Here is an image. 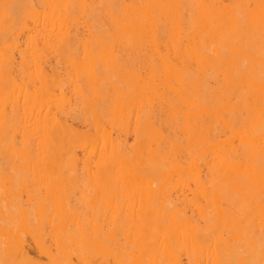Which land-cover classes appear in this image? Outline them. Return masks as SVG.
Masks as SVG:
<instances>
[{
	"label": "rangeland",
	"instance_id": "obj_1",
	"mask_svg": "<svg viewBox=\"0 0 264 264\" xmlns=\"http://www.w3.org/2000/svg\"><path fill=\"white\" fill-rule=\"evenodd\" d=\"M57 1L24 0L8 9L11 15L0 13V32H9L0 37V201H53L50 209H57L71 200L77 211L82 212L76 220L86 228L95 217L92 213L95 207L100 212L109 209V217L114 219L126 212L124 208L127 211L138 209L140 199L150 203L158 201L164 207L174 201L178 214L189 217L194 224L210 232L206 235L210 237L209 245L206 236L192 237L190 250L212 252L223 246L220 238L223 235L224 242L234 245L237 254L241 255H236L237 264H249V261L264 264V213L251 198L247 172L239 171L236 176L230 174L213 192L203 187L205 178L202 177L209 176L207 170L204 172V163L218 159L222 152L239 145L234 130L241 128L243 123L237 121L229 125L220 116L205 119L199 113H191L181 95L168 89H165L167 93L163 92L159 83L158 70L164 64L163 58H168L167 62L182 71L200 72V63L189 61L188 52H198L204 37L199 25L204 0ZM237 1L224 0L228 5ZM161 2L168 3L169 14H164ZM134 8L141 12L139 22L127 20L133 16ZM157 18L159 22H156ZM44 21L45 27L41 26ZM9 56L16 59L17 70L13 74L2 70L11 61ZM176 81L180 82L179 79ZM176 81L174 85L177 86ZM168 100L171 102L165 103ZM23 105L29 108L26 115L10 123L1 122L2 115L12 107ZM149 116H152L151 121ZM60 126H64V130L61 131ZM42 127L52 138V143H60L56 145L63 151L62 156L50 155L56 151L39 152L41 156L35 152V157L18 152L21 135L29 134V131L30 134H41ZM138 127L141 130L139 137ZM207 131L214 132L216 140L209 141ZM122 146L128 157L120 163L115 161L108 174L98 173L97 168H106L107 158L115 159L120 151H124ZM156 152L165 153L166 158H157V164L149 167ZM72 153L77 154L78 162L74 163ZM91 157L96 158L92 165L89 163ZM98 162L100 165L96 166ZM140 163L145 165L143 169L156 172L148 171L142 176L134 174L133 171L141 168ZM56 184L61 189L55 190L53 198L40 196L42 193L45 196L46 190ZM120 184L129 186L131 193L139 190L138 195L144 194L145 199L144 195L139 198L128 190L129 193L108 195L107 205L99 203L101 201L95 195H102V186ZM151 186H155L158 193L154 199L148 195ZM259 195L264 205V188L259 190ZM221 207L230 211L232 220L219 215L218 208ZM50 209L49 214H43L33 222L38 224V229L31 233L25 230L0 232V264H27L21 254L27 244L34 246L30 250L31 256L47 261L40 256L36 246L52 244L54 251V241L61 237L57 223L50 219ZM100 218L101 224L99 221L97 224L106 225V220ZM161 223L156 238L147 240L148 252L138 264H157L159 255L160 264H166L171 230L166 220ZM211 224L212 230L209 229ZM251 227H254L252 231ZM116 229L120 230L118 226ZM116 229L108 237L104 249L82 248L65 264H118L121 258L119 244L126 241L123 231ZM127 245L134 249L133 244ZM158 251L164 253L158 255ZM184 255V264L196 262L192 260L194 255Z\"/></svg>",
	"mask_w": 264,
	"mask_h": 264
},
{
	"label": "bare ground",
	"instance_id": "obj_2",
	"mask_svg": "<svg viewBox=\"0 0 264 264\" xmlns=\"http://www.w3.org/2000/svg\"><path fill=\"white\" fill-rule=\"evenodd\" d=\"M22 1L24 0H0V13L3 11L4 13L7 12V15H11L8 9L11 6H17L21 4ZM49 4H47V6ZM140 4H143V1ZM162 8L164 14L170 13L168 3H162ZM15 15H17V13ZM140 19L141 12L139 8H134L133 16H130L127 20L139 22ZM159 21L160 19L157 18L156 22ZM44 24H46V22L41 26ZM199 25L203 30L204 37L198 52L194 53V50H190L191 52H188V54H190L188 55V60L199 62L201 66L200 72H192L188 69L182 71L177 65L167 62L168 58H163L164 64H162V68L160 67L161 69L158 70L161 77L159 83L164 88V90H161L164 92L165 89H168L169 91L171 90L174 93L181 95L182 101L187 104L188 107H190L191 113H199L205 119L220 116L221 120L229 125H232L237 121L243 123L241 128L234 130L236 132L237 138L240 140V146H234L233 148L231 147L229 151L222 152L218 159L216 158L217 160H214V155H212L213 160L210 159V161H206L204 163V172L207 170L209 176L205 175V177H202L205 178V184L203 185L202 183V185L207 191L213 192V189L218 187L217 184L227 180L230 177V174L236 176V173L239 171H241V173L242 171H246L249 176L248 180H250L249 191L251 192V198L255 204L260 206V209H262L261 211L264 213L263 200L259 195V190H263L264 188V0H238L237 3L233 5L225 4L224 0H204L203 14ZM8 33L9 32L7 31H3L2 33L0 32V37L3 38L7 36ZM193 42H195V40ZM9 59L11 61L4 65L2 70L5 73L13 74L15 70H17L16 59L14 56H9ZM22 64L25 65L24 61ZM34 65L36 64L34 63ZM177 79H179L180 82L176 81ZM175 81L178 82L175 83L177 86L174 85ZM212 83H214V85ZM14 85L21 87L16 83H14ZM170 102L171 100L165 101V103ZM160 105L162 106V104ZM28 109L29 108H26L25 106H21V108L18 106L12 107L9 112L2 115L1 122L10 123L13 121V119H17L26 115L28 113ZM151 118L152 116H149L150 121ZM60 129L61 131L64 130V126H60ZM139 129L140 128L138 127V130L136 131L138 137L141 133V130ZM40 130H42L43 133L41 132V134H39V132H36L35 134H30L29 131V134L21 135V140H18L21 141V146L19 147L18 152L26 153V155L29 156L34 155L35 157V152H38L36 155L39 156V152L43 153L44 151H56V154L50 155H55L57 157L62 156L64 153L63 151H60L59 146H57L60 143H52V138L48 136L46 129L42 127ZM207 132V139H209V141L216 140V134L214 132ZM58 137L59 135L55 137L56 141L59 139ZM122 148L124 147L122 146ZM217 156L218 154L216 157ZM71 157L73 161H75L74 163L79 161L76 153H72ZM127 157L128 152L124 148V151H120L119 155L116 156L115 159L107 158L104 164L106 168H97L98 173L103 172L104 174H108L112 171L110 167L113 166L115 161L120 163ZM157 158L164 160L166 158V154L163 152L154 153V157L152 158L149 167H154L157 164ZM94 159L92 157L89 158V163L91 164L96 162ZM99 165L100 163L98 162V165L96 166ZM82 166L84 167V165ZM138 166L141 168L133 171V173L138 176H142L148 171L156 172L152 169H143L145 166L143 163H140ZM30 172H32L31 168ZM158 173L160 174V172ZM57 185L58 184H56V186ZM56 186H54V188L50 187V189H47L46 192L41 189V191L45 192V196L42 192L41 193L43 196H40L44 199L53 198L56 195L55 190L60 191L61 189L60 186ZM245 189L247 188L245 187ZM128 190L130 191V194H136L135 196H137L139 193V190L137 192H134L133 190V193H131L132 189H130L129 186L125 184L116 186L104 185L101 187V191H103L102 195L100 193V196L98 194L95 196L100 199L101 202L99 203H102L104 206L109 204L110 200L106 201V198L109 197L108 195L117 192L129 193ZM148 193L151 199H154L158 194L155 186H151L148 190ZM143 198L145 199V195ZM2 200H4V198ZM59 201L62 203V200L59 199ZM2 202L3 201H0V232H20L25 230L30 231L31 233L38 229V224L35 225L33 222L39 220L43 214H49V209L53 207V201L32 202L27 199V201L24 200V202L12 200L9 202ZM157 202L158 201H153L150 203L148 200L143 201V199H140L138 202V209H130L127 211V209L124 208L126 212H121V214L117 217H114V219L112 218L113 216L109 217V209H107V211L105 208L100 212L99 208L95 207L92 209V213L95 217L92 222H90V227L86 228L84 225H80L79 220H76L79 219V216L82 215V212L77 211L75 208L76 205L73 204L71 200H67V202L62 203L57 209L56 207L50 209V219L52 220V223H57V229L61 232V237L54 241L53 246L55 250L53 251L52 244L40 247H38L40 245L38 244V246H36L40 252V256L45 257L47 261L44 262L41 259L30 255V250H33L34 247L31 244H27L26 247L22 249V259L27 261V264H65L66 262L71 261L72 254H78L82 248L88 247L94 250L99 248L104 249V247H106V241L108 237L118 226V228L123 231L122 233L125 237L124 241H126L127 244L129 243L130 245H134V249H129L126 243L119 244L121 258L118 264H138L143 260V257L148 252V248H146L145 245L147 240L156 238L158 231L162 226L161 221L164 219L168 222L169 228L171 230V247L167 251L168 256L166 264H184L185 262L183 263L184 260L182 259L184 254L187 256L190 254L194 255L192 257V260H196L194 264H237L238 258L236 257L239 256L240 253H238L239 255L237 254V249H235L234 245L229 244L228 242H226V244L224 242L226 239L223 237V235H220V238L223 241V246L214 248L212 252L210 250L212 248L209 249L210 251L204 250L206 251L205 253H203L201 249L193 251L190 250L192 248L188 246H190V243H192L191 239L198 236L204 238L210 232H208L206 229H203L199 225L194 224L189 217L178 214L175 210L176 205H174V201H170V204H167L165 207L160 203L158 204ZM4 204L5 206L3 207ZM42 211L44 212L41 213ZM110 211L112 212V210ZM165 213H167V216H165ZM218 213L225 219H233L232 214L225 207L218 208ZM100 217H103L104 220H106L104 221V223L106 222V225H99V223L97 224L99 219L101 221ZM110 221H112L111 224ZM39 228L45 230L44 227ZM52 228H55V226H52ZM212 228H214L213 224L210 225L209 229L212 230ZM253 228L254 227H251L250 231H252ZM191 229L193 231H191ZM120 230L117 231L120 232ZM209 238H207V241ZM207 241L204 240L203 242L207 243ZM159 243L156 244L159 245ZM207 244L209 245V241ZM160 246H162V243ZM161 248L162 247H160V250ZM0 249L2 248L0 247ZM157 253L159 255L161 252L159 253L158 251ZM162 253H164V251H162ZM250 256H252V253ZM157 257V264H160V255ZM250 262L251 261H249V264H251Z\"/></svg>",
	"mask_w": 264,
	"mask_h": 264
}]
</instances>
